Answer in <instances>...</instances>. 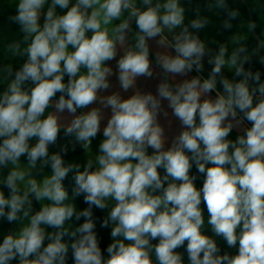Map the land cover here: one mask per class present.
Listing matches in <instances>:
<instances>
[{
	"label": "clouds",
	"instance_id": "1",
	"mask_svg": "<svg viewBox=\"0 0 264 264\" xmlns=\"http://www.w3.org/2000/svg\"><path fill=\"white\" fill-rule=\"evenodd\" d=\"M14 3L16 14L9 19L19 25L22 40L10 43L8 51L24 59L19 67L0 65L7 81L0 91V218L18 227L0 234V264H66L70 250L74 264H185L177 251L185 242L188 264H264V81L260 71L244 67L251 56L241 38H233L237 46L230 53L224 43L213 53L190 31L203 29L208 17L197 11L185 24L181 0ZM57 8L66 11L59 14ZM208 10L226 13V30L240 15L227 0H208ZM247 27L251 31L256 24ZM149 40L165 49L155 55L163 75L155 95L136 88L137 78L154 75ZM119 52L120 88L134 90L127 98L120 92L101 95L114 75L108 62ZM206 55L212 67L204 78L199 73ZM225 67L233 79L223 75ZM193 71L198 74L175 81ZM164 100L182 128L167 148L159 122L161 113L168 117ZM104 109L111 114L98 154L89 156L83 170L65 162L67 146L49 152L63 132L88 153L101 132ZM65 112L72 118L63 123ZM244 120L251 126L229 139ZM193 164L204 175L199 189L190 175ZM45 168L50 174L37 179ZM69 173L71 197L63 184ZM81 195L88 207L78 210L72 201ZM33 200L40 203L38 211ZM202 201L214 236L234 253L221 254L216 240L203 233ZM93 207L110 209L101 224L111 225L107 258ZM73 217L84 222L65 227ZM66 235L73 238L70 244L63 242Z\"/></svg>",
	"mask_w": 264,
	"mask_h": 264
},
{
	"label": "trees",
	"instance_id": "2",
	"mask_svg": "<svg viewBox=\"0 0 264 264\" xmlns=\"http://www.w3.org/2000/svg\"><path fill=\"white\" fill-rule=\"evenodd\" d=\"M229 1L232 3V0H229ZM233 1L236 3V5H238L240 7V12H241V16H243L245 30H247V35L243 36L241 41H242V43H244L246 45V47L248 49V53L250 54V56H253L254 55L253 50L257 48V43H256L255 38L251 34V31H249V29L247 27V25L249 23V19H248L246 10H245L243 4H241V2L239 0H233ZM244 1L246 2L247 6L250 9V12H251V15L253 18V22L256 24V27H255L256 34L259 36L260 41L262 42V41H264V0H244ZM227 2H228V0H227ZM192 4L193 5L197 4V5L208 6V0H194V2ZM228 5H229V3H228ZM15 14H16L15 9L11 8L6 3L5 0H0V65H11L13 67H19L20 64L23 63L24 57L19 56V55L14 56V55H12V53H10L8 51V45L10 43L22 40V34L19 32V25L10 21V19H9L10 16H13ZM218 14L225 15V12L223 10H221V11H218ZM241 32L246 34L244 32V30H242V31L237 30L236 34H241ZM246 38H248V39H246ZM236 46L237 45L235 44V47ZM21 47L23 48L24 45L22 44ZM262 55H264V49H260V51L258 52L254 62L251 65L250 69L254 72L260 71L261 72V79H262V81H264V64L260 63V56H262ZM244 67L246 68V64L244 65ZM64 79H65V82H67L68 77L65 76ZM235 79H240V78L235 77ZM6 86H7V81L4 78V75L2 73H0V91H3L6 88ZM58 97H59V93L57 94L56 98L58 99ZM240 115H242V114H240ZM66 138H72V137H65L63 132H61L58 139H66ZM228 138L231 140H235L237 138V135L230 133ZM148 153L152 154V150L148 149ZM208 166H211V165H208ZM81 170H83V169H81ZM159 171H160V174L163 176L164 170L161 168V169H159ZM190 175L196 177V179L194 181L195 186L198 189L202 188L203 181H204V175L198 172L195 164H193V167L190 170ZM0 178H2V177H0ZM63 184H64L65 189L68 191L69 196L71 197L72 189L74 187L73 173H69V175L63 181ZM4 190L7 194V189H4ZM72 202H74L76 204L78 210H83V209L88 207V205L86 203H84L82 195L80 197H77L75 199V201H72ZM200 207L203 210V215L205 218V225L202 229L203 233L206 235L212 236L216 240L218 246L221 249V254H223L224 252L234 253L235 249H229L227 247L226 241L222 237L214 236V234L211 230V227L207 224L208 212H207V208H206L205 204L203 203V201H202ZM33 209H34V211H38L40 209L38 204L34 201H33ZM106 216L107 215L105 213V209L101 210V209L93 207V217H94V220L96 223L95 231L97 233L99 244H100L102 253L105 256V258H107V256H108L107 251H106L107 246L111 242V235H110L109 226L108 227H101L102 221ZM83 222H84L83 217H81V219L79 221H77L75 219V217H73L71 220L66 221L65 227H69L71 225L72 228H75V227H78ZM14 228H16L15 224L8 223L6 221V219L0 218V234L7 233ZM47 231L51 232V231H53V229L48 228ZM70 231H71V229H70ZM72 239H73L72 237L66 235L63 237V242L70 244ZM152 243L156 244V243H158V241L154 240V241H152ZM186 243L187 242H185V245L183 247L177 249V251L183 254L184 262H185V264H188L187 252H186ZM13 264H15V262H13ZM66 264H74V259L71 255V250L69 251L68 258L66 260Z\"/></svg>",
	"mask_w": 264,
	"mask_h": 264
},
{
	"label": "rangeland",
	"instance_id": "3",
	"mask_svg": "<svg viewBox=\"0 0 264 264\" xmlns=\"http://www.w3.org/2000/svg\"><path fill=\"white\" fill-rule=\"evenodd\" d=\"M5 1L11 8L16 10V5L14 3V0H5ZM188 1H191L192 3L194 2V0H181L182 5L185 7V16H186L185 24H188L190 20L196 18L197 11H199V14L201 16L208 17L209 24L206 25L203 29L199 30V32H196V30H192V29H190V31L196 32L197 35L201 38V40L205 42L206 47L208 49H210L213 53L218 50V47L221 43H224L228 46V50L230 53L232 51V49L235 47V43H234L233 38L234 37H240L242 39L243 36L247 35V30H245V26H244L243 16H241V12H240V7L238 5H236V3L233 0H232V3L228 0L229 7L232 9L238 10L240 15L237 19L232 21L233 27L231 29H227V30L224 29L222 26L223 20L227 18L226 13H225V15H223V14L220 15V14H218V11H209L208 6H205V5H197V4L192 5V3L190 5H188ZM49 2H50V0H49ZM73 2H74V0H73ZM45 11H46V8H45ZM64 11H66V10H61V9L57 8V12L59 14H62ZM42 22H43V18H41V23ZM132 28H133V32H135L137 30L134 22L132 24ZM237 30L238 31L244 30V32L246 34H244L242 32H241V34H236ZM166 35H168V39L171 40V38H172L171 35L167 34V33H166ZM246 39H248V38H246ZM128 41L130 44L134 43L132 33L129 34ZM149 46H150V44H149ZM151 50L165 51V49L158 46L157 42H155L153 44L152 49L150 48V51ZM167 51L171 52L174 50L168 49ZM150 60L155 64V61L152 60L151 57H150ZM110 64H109V66L112 69H115V65L114 64L110 65ZM211 67H212V65L208 64V56L206 55L204 58V70L202 73H199V75H201L204 78H207L210 71H211ZM197 74L198 73L193 71V72L189 73L187 76H177L176 82H180L184 79H190ZM223 75L229 79L234 78L233 71H230L227 67H225L223 69ZM218 89L222 91V88H220L219 84H218ZM79 111H82V110H79ZM242 124H243V126H245V128L251 126L250 122H248L247 120H244ZM231 133L233 134V132H231ZM242 134H235V135L239 136ZM101 141L102 140L95 138L92 141L91 150H89L88 153H86L81 145H79L78 143H75L73 137L72 138H66V139H58V141L55 145L49 146V152L50 153L57 152V151H60L61 148H63L64 146H67L68 151L66 153H62L65 162L66 163L80 164L81 169H83V166L87 162V159L89 158V156L90 157L93 156V153L98 154V147H99V144ZM32 143H34V141ZM21 162H22V166L26 165L27 164L26 158L22 157ZM50 172H51L50 168H45L43 173H41L40 175H37V179L42 178L43 175L50 174ZM33 201L36 202L35 200H33ZM36 203L38 204V206L40 208V203L39 202H36ZM109 210L110 209H105L106 215H108ZM17 227H18V225H16V228ZM109 228H110V233H111V225H109ZM111 242H112V237H111ZM45 243H47V242H45Z\"/></svg>",
	"mask_w": 264,
	"mask_h": 264
},
{
	"label": "crops",
	"instance_id": "4",
	"mask_svg": "<svg viewBox=\"0 0 264 264\" xmlns=\"http://www.w3.org/2000/svg\"><path fill=\"white\" fill-rule=\"evenodd\" d=\"M156 42V40H149V44H150V48L152 49L153 44ZM158 51H154L151 50L150 51V57L152 58V60L155 61V55ZM160 52H164V51H160ZM171 54H175L174 51L170 52ZM122 54V52H119L117 55V58L115 60L109 61L108 62V66L109 64H114L115 65V69H113L114 75H112L111 77H109V81H110V88L106 91H102L101 95H110L113 92H120L121 96L123 98H127L129 96H131L132 94H134V90L133 89H129L127 92H124L119 85L118 79H117V66H116V60L119 59V56ZM110 64V65H111ZM152 67L154 69V75L152 78H146V77H139L137 78L136 81V88L139 89L141 92H151L154 95L157 94V85L160 83V81L163 79V75L161 74V70L159 69V67L152 62ZM175 81H176V77H175ZM212 98H215V92L210 93L209 94ZM99 104H94L89 106V109H83L82 111H88L90 110L91 107H98ZM162 107L164 110H166L168 112V117H164L163 114L161 113L160 117H159V122L161 123V125L165 128V136L167 137V143L165 145V147H170L172 139L179 134V132L182 130L181 128V124L179 122V120H177L173 115H172V110L170 108H168V102L166 100L162 101ZM50 110H54V109H50ZM81 111L78 110L77 114H79ZM104 114H105V119L102 121L101 123V132L97 135L96 139L102 140L103 139V135H102V129L103 126L106 124L107 122V118L110 116L111 112L110 109H104ZM72 117L67 113H63L62 114V122L66 123L68 121H70ZM245 126H243V124H241L239 127H236L232 130L233 134H242L244 131ZM151 149V148H149ZM152 150V149H151Z\"/></svg>",
	"mask_w": 264,
	"mask_h": 264
},
{
	"label": "water",
	"instance_id": "5",
	"mask_svg": "<svg viewBox=\"0 0 264 264\" xmlns=\"http://www.w3.org/2000/svg\"><path fill=\"white\" fill-rule=\"evenodd\" d=\"M239 1L241 2V4H243V6H244V8H245V10H246V13H247V16H248L249 22H253V18H252V15H251L250 9H249V7L247 6L246 2H245L244 0H239ZM193 33L197 35L196 32L193 31ZM251 34L253 35V37H254L255 40H256V43H257V48H256V49H259V51H260L261 41H260L259 36L256 34L255 28L251 30ZM259 51H258V52H259ZM258 52H256V54H254L253 56H251L249 63H247V68H248V69H250L251 64H252V62L254 61L255 57L257 56Z\"/></svg>",
	"mask_w": 264,
	"mask_h": 264
},
{
	"label": "flooded vegetation",
	"instance_id": "6",
	"mask_svg": "<svg viewBox=\"0 0 264 264\" xmlns=\"http://www.w3.org/2000/svg\"><path fill=\"white\" fill-rule=\"evenodd\" d=\"M190 4H191V2L188 1V5H190ZM192 5H193V4H192ZM255 31H256V30H255ZM255 58H256V57H255ZM254 60H255V59H254ZM253 62H254V61H253ZM253 62H252V63H253ZM251 65H252V64H251ZM246 69H248V68H247V64H246Z\"/></svg>",
	"mask_w": 264,
	"mask_h": 264
}]
</instances>
